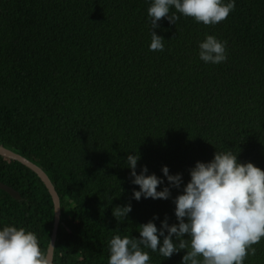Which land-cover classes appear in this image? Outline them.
Returning a JSON list of instances; mask_svg holds the SVG:
<instances>
[{
	"label": "trees",
	"instance_id": "1",
	"mask_svg": "<svg viewBox=\"0 0 264 264\" xmlns=\"http://www.w3.org/2000/svg\"><path fill=\"white\" fill-rule=\"evenodd\" d=\"M149 4L0 0V145L39 166L58 195L53 264H107L112 235L138 238L153 214L158 228L165 216L176 223L172 199L188 170L217 150L264 170V0H234L215 25L161 18L153 31L162 51L148 50ZM205 34L226 42L225 61L199 60ZM132 150L137 172L146 165L161 176L167 165L181 187L167 199H132ZM0 182L20 195L0 189V226H22L47 247L53 203L43 182L1 155ZM126 203L131 211L116 220L112 208ZM252 247L243 264H264V238ZM185 251L149 252V264H180Z\"/></svg>",
	"mask_w": 264,
	"mask_h": 264
},
{
	"label": "clouds",
	"instance_id": "2",
	"mask_svg": "<svg viewBox=\"0 0 264 264\" xmlns=\"http://www.w3.org/2000/svg\"><path fill=\"white\" fill-rule=\"evenodd\" d=\"M170 8L175 9L171 14ZM233 9L234 0H150L148 50L164 49L165 39L153 31L161 18L175 24L178 12L204 25H215ZM197 48V56L205 64L215 65L227 58L226 42L214 35L205 34ZM138 160L135 150L126 156L130 183L138 186L132 190V199H167L170 188L181 187L179 172L171 174L167 165L161 166V176L149 173L146 165L137 172ZM188 174L182 191L172 199L176 223H168L165 216L158 228L153 214L139 224L138 238L112 235L107 264H149V252L164 259L181 249L186 251L180 264H243L247 256L255 254L252 245L264 238V170L251 161L240 162L237 152L229 149L217 150L209 161H195ZM130 211V203L116 205L112 215L124 220ZM51 247V243L41 247L36 234L22 226H0V264H53Z\"/></svg>",
	"mask_w": 264,
	"mask_h": 264
},
{
	"label": "water",
	"instance_id": "3",
	"mask_svg": "<svg viewBox=\"0 0 264 264\" xmlns=\"http://www.w3.org/2000/svg\"><path fill=\"white\" fill-rule=\"evenodd\" d=\"M0 155L3 157L14 159V160L20 162L21 164H23L24 166L28 167L29 169H31L33 172H35L37 174V176L40 178V180L43 182V184L47 188V190L51 196L52 203H53V227H52V232H51V236H50V240H49V243L52 244V247L49 249V254H50V257L52 258L54 242H55L57 227H58V223H59V214H60L59 198H58L57 193L54 190L52 183L50 182L47 175L41 170V168L39 166L30 162L29 160H27L23 156L16 154V153L12 152L11 150L6 149L2 145H0ZM0 189L5 191L6 193H8L12 198L17 199V200L20 199V195L18 194L17 191H15L11 187H9V186L1 183V182H0Z\"/></svg>",
	"mask_w": 264,
	"mask_h": 264
}]
</instances>
